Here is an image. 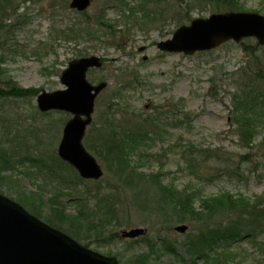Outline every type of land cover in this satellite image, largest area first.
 <instances>
[{"label": "rangeland", "instance_id": "rangeland-1", "mask_svg": "<svg viewBox=\"0 0 264 264\" xmlns=\"http://www.w3.org/2000/svg\"><path fill=\"white\" fill-rule=\"evenodd\" d=\"M127 1L131 7L148 2L149 13L156 18L151 22L124 21L123 17L130 15L127 9L123 11L124 0H94L83 13L71 9V0H11L6 7L1 4L0 144L16 150L21 157L40 158L50 164L59 160L57 151L63 128L72 116L55 111L41 113L34 96L3 95L9 93L10 80L22 90H36L39 94L63 90L60 76L70 62L98 56L105 61L104 67L90 71L88 79L92 83L104 80L108 88L96 100L93 124L83 144L104 170V177L98 182L76 181L75 187L85 197L101 190L120 193L117 210L121 224L110 228L119 239L90 248L105 257L121 256L123 260L143 255L148 264H264V255L256 254L246 235L230 243L231 247L225 244L218 251L195 247L197 251L193 252L196 236L224 227L234 222L235 217L221 213L208 219L181 220L175 209L158 201L154 185L149 187L145 182L134 185L121 180L87 148L108 130L105 126L110 127L112 120L113 126L122 131L133 124L141 125L137 121H148L149 134L141 142L143 154L129 158L134 172L158 176L164 187L189 191L194 196L195 209L202 199L226 193L249 203L264 198V118L259 134L252 138L250 146H245L233 116L235 94L242 91L264 94V83L255 81L253 75L259 70L264 73V65L257 67L258 61L246 52V49L254 51L256 41L246 40L244 46L230 42L191 57L161 53L157 44L171 39L177 30V22L171 18L190 13L191 21L207 19L217 11L204 4L202 10H188L194 0ZM241 3L244 11L264 16V0H241ZM159 12L165 15L159 17ZM96 17H105L115 32L122 33L114 36L98 33ZM124 22L130 31L113 27ZM75 24L96 30L95 37L66 38ZM255 53L264 56V47ZM151 120L159 124H152ZM92 147L98 152L96 145ZM33 166L32 162L23 161L5 176L12 175L27 190L39 192L42 202L47 204L52 196L36 190L42 179ZM61 174L73 176L72 172ZM0 194L16 200L9 189L4 188ZM67 196H70L65 200L69 206L67 215L74 216L78 209L76 197ZM182 225L187 226L185 233L176 231ZM135 228L145 229V237L138 240L121 237L122 231ZM260 238L264 240V235ZM165 248H171L175 254ZM117 262L125 264L119 259Z\"/></svg>", "mask_w": 264, "mask_h": 264}, {"label": "trees", "instance_id": "trees-1", "mask_svg": "<svg viewBox=\"0 0 264 264\" xmlns=\"http://www.w3.org/2000/svg\"><path fill=\"white\" fill-rule=\"evenodd\" d=\"M124 1L123 11L127 9L130 13L127 18L123 17L124 21L131 19L135 21H150L156 18V16L155 18L151 17L152 13H149L151 8L148 2H142L144 4L131 7V4L127 0ZM10 2L11 0H0V11L2 9L1 4L6 7ZM194 3L193 5H188V10H202L204 4V6H212V10L217 11V13L244 12L241 0H194ZM155 14L156 12L153 13V15ZM159 15V17H162L165 14L164 12H159ZM170 20L177 22V27L182 26L189 21L191 22L190 13L182 15L181 18L173 17ZM96 25L98 26L96 28L98 33H102L105 36H114L115 33H122L115 32L109 22L105 21V17H96ZM113 27H122L130 31L126 22L124 24L113 25ZM97 31H89L88 25L82 28V25L75 24L67 31L69 34L65 37L70 39L71 36L76 40L82 37L93 39ZM98 40L101 41L102 39L99 38ZM259 49L257 45L252 52L246 49L249 56L258 61V66L264 65V56L258 57L255 53ZM261 72L258 71L253 74L255 81L264 83V74ZM11 81L8 82L9 85L7 86L9 93H4L3 96L25 98L39 95V91L22 90ZM234 101L236 107L233 114L235 125L243 137L245 146H250L252 138L259 134L260 125L262 124L261 120L264 118V111L262 110V107H264V94H257V91L246 94L245 91H242L235 94ZM114 121L112 120L110 127L105 126L108 130L97 137L95 143H92L97 146L99 153L93 149L92 146L94 145H87V148L107 167V170L110 169L118 178L134 185L140 184V182H145L149 187L154 185L158 201L168 208L175 209L177 216L181 220H202L201 218L203 217L208 219L221 213L230 214L232 217H235L234 222H228L224 227L220 226L217 229L200 233L196 236L192 245L193 252L197 251L195 247H201V249L206 250L216 249L217 251L224 249L225 244L231 247L230 243L236 242L238 238H242V234H246L248 235V240L256 250V254L259 257L264 255V240L260 238L261 235H264V206L262 205L264 198L260 197L254 203H249L242 198H235L226 193L210 200L202 199L199 208L195 209L194 196L189 191L179 192L174 188L164 187L161 185L158 176L147 177L134 172L130 168L129 158L143 154L141 142L149 134V127L147 128L149 122L137 121L141 125L133 124L130 129L122 131L113 126ZM131 123L133 122H129V124ZM151 123L154 124L155 121L151 120ZM147 129L148 131H146ZM144 149L146 150V148ZM105 151L109 152L107 157ZM20 157L21 155L16 150L0 144V192L4 188L6 190L9 189L15 196L16 201L31 215L49 226L60 230L85 247L90 248L92 245L103 246V244L115 242L116 239H119L118 234L111 232L110 228L120 223V215L117 210V200L120 197V193L116 191L106 193L101 190L96 192V194H90L89 197L81 196L75 186L76 181L80 182L82 180L75 175L76 173L72 168L66 166L60 160H52L50 164L41 161L42 159L40 158L24 156L20 160ZM23 161L32 162L35 165L33 167L39 170L38 173L41 175L42 181L41 184H38L39 186L36 190L47 191L51 194L52 197L48 200L47 204L42 202L39 192L27 190L22 185V181L13 178L12 175L5 176L6 172L10 170L14 171L16 165ZM61 172H72L73 176L61 174ZM26 176L31 179L29 175ZM47 185L50 186V191H48ZM67 194L76 197L75 202L78 209L74 216L67 215L68 206L64 203L67 197H70ZM93 201L94 203L92 204ZM165 251L174 253L171 248H165ZM126 252L128 253V251ZM121 254L124 255L125 253ZM198 255H201V252ZM116 258L124 261L125 264H148L143 255L134 256V258L130 256L128 258L129 261L127 259L123 260L121 256H116Z\"/></svg>", "mask_w": 264, "mask_h": 264}, {"label": "water", "instance_id": "water-1", "mask_svg": "<svg viewBox=\"0 0 264 264\" xmlns=\"http://www.w3.org/2000/svg\"><path fill=\"white\" fill-rule=\"evenodd\" d=\"M92 0H72V7L86 10ZM255 39L264 46V16L257 13L213 14L208 19H195L182 26L173 37L157 44L165 53L193 56L208 52L233 41ZM99 57L81 58L69 64L60 81L66 87L37 98L42 113L62 111L73 118L67 122L58 148L61 160L72 166L84 180H99L103 170L84 148L83 139L92 124L95 101L106 83L93 85L87 80L89 69L101 68ZM185 233L187 226L177 227ZM145 235L144 229L123 232L124 238ZM0 264H119L116 259L100 255L51 228L30 215L22 206L0 196Z\"/></svg>", "mask_w": 264, "mask_h": 264}]
</instances>
